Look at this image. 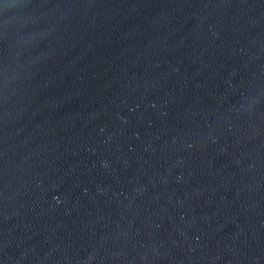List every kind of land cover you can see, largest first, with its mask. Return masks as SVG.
I'll return each mask as SVG.
<instances>
[{"label": "water", "instance_id": "1", "mask_svg": "<svg viewBox=\"0 0 264 264\" xmlns=\"http://www.w3.org/2000/svg\"><path fill=\"white\" fill-rule=\"evenodd\" d=\"M0 264H264V0H0Z\"/></svg>", "mask_w": 264, "mask_h": 264}]
</instances>
